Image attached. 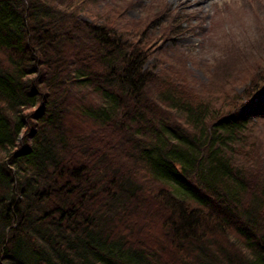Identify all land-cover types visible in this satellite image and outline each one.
<instances>
[{"label":"trees","instance_id":"1","mask_svg":"<svg viewBox=\"0 0 264 264\" xmlns=\"http://www.w3.org/2000/svg\"><path fill=\"white\" fill-rule=\"evenodd\" d=\"M96 5L0 0V264H264V70L203 84L177 14Z\"/></svg>","mask_w":264,"mask_h":264},{"label":"rangeland","instance_id":"2","mask_svg":"<svg viewBox=\"0 0 264 264\" xmlns=\"http://www.w3.org/2000/svg\"><path fill=\"white\" fill-rule=\"evenodd\" d=\"M97 4H110L121 11L123 19L143 18L155 10L161 17L177 14L173 40L161 38L158 45L166 48V61L185 60L194 78L203 84L211 79L224 88L226 76L232 77V72L250 79L256 66L264 70V0H97ZM157 21L156 29L163 20ZM153 22L154 18L149 27ZM210 65L213 71L206 68ZM243 89L242 80L233 86L239 96ZM258 104H264V84L257 97L247 101L244 112L252 113ZM257 129L264 141V130ZM261 151L264 160V144Z\"/></svg>","mask_w":264,"mask_h":264}]
</instances>
